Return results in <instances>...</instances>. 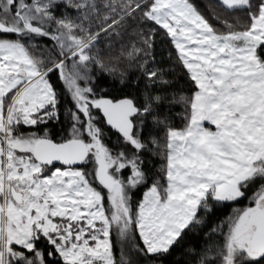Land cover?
Segmentation results:
<instances>
[{
	"label": "snow or ice",
	"instance_id": "6c2138e0",
	"mask_svg": "<svg viewBox=\"0 0 264 264\" xmlns=\"http://www.w3.org/2000/svg\"><path fill=\"white\" fill-rule=\"evenodd\" d=\"M219 4L247 22L213 10L216 27L193 0H0V264H165L217 205L241 199L250 205L211 228H227L222 243L194 259L264 264V0ZM133 26L125 58L145 80L139 103L97 91L96 69L116 72L97 45ZM161 32L192 86L171 97L182 127L159 118L170 99L169 73L152 67ZM148 117L164 126V164L133 207L131 190L151 179L141 155L158 143L137 130ZM62 121L70 133L55 140L48 125ZM102 122L131 154L105 143ZM117 241L129 255L117 259Z\"/></svg>",
	"mask_w": 264,
	"mask_h": 264
},
{
	"label": "trees",
	"instance_id": "16d2710c",
	"mask_svg": "<svg viewBox=\"0 0 264 264\" xmlns=\"http://www.w3.org/2000/svg\"><path fill=\"white\" fill-rule=\"evenodd\" d=\"M198 9L210 19V21L216 25V27H222V25L217 24L215 20L212 19V11L215 10L217 14L222 17H227L230 22L235 23L239 19L240 24L246 23L245 14L242 12H226L219 4V0H193ZM134 28L130 27L128 29V35L123 38L117 37L115 41L109 45L108 41L102 37L103 42L98 44L97 47L100 50L102 59L108 64L109 68H115V74H109L105 72L100 73L99 69H96V75L100 77L97 81V91L100 95L109 97L112 99L131 97L136 99L137 103L140 102V98L144 94L145 80L141 75L139 69L135 64L130 63L125 58V53L127 48L125 46L129 45L133 39ZM122 49L124 50L122 52ZM171 53V57L170 54ZM153 54L155 56V63L152 65L154 68H160L165 73H169L165 78L169 81L167 87V95L170 99L164 101V108L161 110L162 115L160 119L164 120L167 118V122L173 126L182 127V115L184 112V105L182 103H175L171 100V97L175 96L179 100L180 95H190L191 83L188 79L186 71L181 68L176 62V53L173 50V46L169 40L164 37L161 32L157 35L155 40V45L153 49ZM121 73L125 74L124 83L121 84ZM53 82L57 85L58 90L60 88V82L53 77ZM159 87V85L157 86ZM62 110L70 107L69 102L66 98H62L61 101ZM97 115H99L97 113ZM138 131H142V135L145 141L155 139L158 143H149L148 149L141 155V160L143 161L142 168L145 170L148 176L151 177L144 186L139 187L136 192L133 193V199L135 197L141 196L142 190L149 186L154 180L160 178L161 167L164 164L163 159V145L165 144V130L163 125H157L151 117L147 118L144 125H140L137 122ZM105 131V143L113 150H120L121 148H126V151L131 154L133 149L131 147H126L118 136L117 133L113 132L109 127L103 124ZM26 132H40V127L35 130L25 129ZM49 134L55 140H60L67 138L70 133V124L67 121H62L61 123H50L48 125ZM126 171V170H125ZM254 188L248 193L251 194ZM245 199H241L238 203L226 202L221 205H217L214 214L210 217V226H205L204 228H197L195 230V235L189 233L185 240L182 242L183 249L177 247L173 250L172 255L168 258L165 264H174L178 261L179 264H197V259H194L196 253L203 251L205 247H210L212 245H219L223 241V233L226 232V227H223L221 231L215 233L211 232V228H215L217 225H223L227 221L228 216L231 213V209L234 204L242 205ZM137 201L133 203V207L137 205ZM204 233H207L205 235ZM138 239V237H137ZM115 240V238H114ZM192 249L191 254L182 255L183 251H188ZM115 255L119 259L121 255V249L117 246L114 248ZM124 254H130L128 245L123 249ZM133 260L137 261L138 264H149L148 258H141L132 254Z\"/></svg>",
	"mask_w": 264,
	"mask_h": 264
},
{
	"label": "rangeland",
	"instance_id": "374dc122",
	"mask_svg": "<svg viewBox=\"0 0 264 264\" xmlns=\"http://www.w3.org/2000/svg\"><path fill=\"white\" fill-rule=\"evenodd\" d=\"M24 130H25V129L21 127L20 131H21V132H26V131H24ZM130 174H131V170H130V168H129V169H126V171L123 170L122 173H121V175H122L125 179H126ZM144 185H145V184H144ZM144 185H140V186H138L137 188L131 190L130 195H131V202H132V205H133V203H135V200L139 203V202L143 199V194H144V192L147 190V187H148V186H146V187L142 190L141 196L136 197L135 199H133V198H132V197H133L132 195H133V193L135 192L134 190H136V189H138L139 187L144 186ZM149 186H150V185H149ZM255 187H258V185H256ZM254 190H255V188H254ZM251 195H252V193L249 194V197H250ZM138 203H137V204H138ZM249 205H250V200H249V199H245V201H244V203H243L242 205H240V204H234L233 207H232V209H231V213H230V215H229L228 217H230V216L233 214V211H234V210H236V209H243L244 207H247V206H249ZM227 219H228V218H227ZM226 231H227V229H226ZM114 238H115V237H114ZM127 245H128L127 243L121 245V244L117 241V246L119 247V249H124L125 247H127ZM125 255H128V254L126 253Z\"/></svg>",
	"mask_w": 264,
	"mask_h": 264
},
{
	"label": "flooded vegetation",
	"instance_id": "af4514ba",
	"mask_svg": "<svg viewBox=\"0 0 264 264\" xmlns=\"http://www.w3.org/2000/svg\"><path fill=\"white\" fill-rule=\"evenodd\" d=\"M108 127V126H107ZM22 128H24V129H29V130H35V129H37V128H39V127H36V128H29V127H22ZM113 131V130H112ZM113 132H115V131H113ZM116 133V132H115ZM57 167H60L61 165H56ZM137 190V189H136ZM136 190H134L135 192H136ZM136 198V197H135Z\"/></svg>",
	"mask_w": 264,
	"mask_h": 264
},
{
	"label": "water",
	"instance_id": "95a60500",
	"mask_svg": "<svg viewBox=\"0 0 264 264\" xmlns=\"http://www.w3.org/2000/svg\"><path fill=\"white\" fill-rule=\"evenodd\" d=\"M107 98H109V97H107ZM123 98H125V97H123ZM116 99H122V98H116ZM113 131H115V130H113ZM57 165H60L59 163H57Z\"/></svg>",
	"mask_w": 264,
	"mask_h": 264
}]
</instances>
